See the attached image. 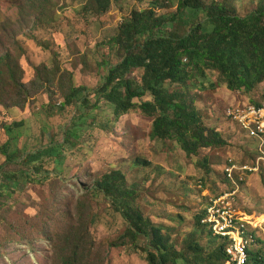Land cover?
<instances>
[{
	"label": "rangeland",
	"instance_id": "obj_1",
	"mask_svg": "<svg viewBox=\"0 0 264 264\" xmlns=\"http://www.w3.org/2000/svg\"><path fill=\"white\" fill-rule=\"evenodd\" d=\"M97 0H0V57L9 54L23 70L22 82L28 87L38 67H46L47 78L55 75V84L34 94L23 105L13 104V91L0 102V185L4 171L16 170L18 163L4 167L1 153L6 142L11 151L21 154L46 147L52 140L63 142L65 132L80 125L73 143L63 149L61 162L50 167L42 184L22 183L13 192L0 196V264H147L145 254L131 247L112 246L124 234L127 224L116 212L109 197L95 188L101 177L121 171L129 187L138 193L137 204L143 215L165 226L171 241L180 250L194 233L206 253L218 242L207 230L196 229L200 215L210 198L236 191L234 204L254 222L264 221V142L250 136L226 111L229 107L262 100L264 81L252 91L230 90L217 71L207 70L204 81L192 79L186 90L194 98L207 126L219 131L226 144L209 147L188 156L173 140L151 138L152 119L139 109L115 118L112 108L101 100L97 117L111 118L109 130L92 125L80 100L61 107L57 81L63 77L67 88L89 89L93 93L111 66L121 55L111 40L134 11L154 9L170 18L178 12L180 0H109L101 12ZM210 4L213 0H204ZM221 1V0H215ZM239 16H246L258 0H232ZM171 21L165 31L182 34L181 21ZM205 15L192 16V23ZM181 24V25H180ZM182 25V26H183ZM211 27L208 26L207 29ZM53 73V74H52ZM48 74L51 77H48ZM142 75L136 70L134 78ZM46 74L43 73L42 77ZM13 122H21L19 127ZM234 162L255 167L242 173L238 185L229 181L225 166ZM150 162L149 165L137 161ZM18 170V169H17ZM238 172L234 174L236 180ZM264 237V231H262ZM138 245L145 247L140 239ZM252 252L264 255V240Z\"/></svg>",
	"mask_w": 264,
	"mask_h": 264
},
{
	"label": "trees",
	"instance_id": "obj_2",
	"mask_svg": "<svg viewBox=\"0 0 264 264\" xmlns=\"http://www.w3.org/2000/svg\"><path fill=\"white\" fill-rule=\"evenodd\" d=\"M135 1L141 3L143 0ZM96 2L101 12L108 9L109 0ZM231 2L213 0L207 4L204 0H180L178 12L170 18L159 15L154 9L134 11L110 41L121 58L108 69L102 83L93 90L96 102L90 104L89 89L72 85L67 88L63 77H60L57 85L63 98L61 107L72 105L78 95L86 91L80 98L86 105V111L79 115L80 122L91 117L92 125L109 130L112 119L97 117L99 102L104 100L112 108L115 118L139 109L152 119L151 138L173 140L188 156L226 144L219 131L204 123L193 96L186 88L192 79L204 81L207 70L217 71L227 88L233 91L250 92L264 81V0H258L255 10L244 17L236 13ZM201 11L205 19L192 23V16ZM178 17L182 25L190 26L188 30L182 34L176 30L165 31L169 22H176ZM182 25L180 29L186 27ZM208 26L211 28L207 29ZM136 70L142 71L139 78L133 77ZM47 72L46 67H38L36 78L28 87L22 82L23 70L19 63L13 61L9 54L1 56L0 102L4 104L3 97L9 91L14 93L13 104L19 106L33 93L37 94L44 88L48 90L56 80L55 75L47 78ZM43 73L45 77H42ZM48 77L51 76L48 74ZM20 123L12 124L19 127ZM80 130L79 124L72 126L65 132L62 143L52 140L46 147L25 154H21L20 149L11 151V143L6 142L1 150L5 157L4 167L18 163V170L5 169L6 180L0 185V196L5 197L3 189L13 192L21 182L42 184L47 181L50 167L61 162L65 145L73 143ZM95 188L109 197L112 208L127 224L124 234L112 246L131 245L134 250L145 254L147 264L230 263L225 244L200 223L204 209L196 216V229L207 230L218 245L206 253L192 233L185 240L184 247L178 250L170 236L164 233L165 226L157 225L143 215L137 204L138 193L128 186L121 171L104 174ZM257 234L258 241L254 246L264 240L262 232ZM140 239L145 241V247L138 245ZM252 251L250 263L264 264V255ZM72 260L75 259L66 257L62 264H73Z\"/></svg>",
	"mask_w": 264,
	"mask_h": 264
},
{
	"label": "built area",
	"instance_id": "obj_3",
	"mask_svg": "<svg viewBox=\"0 0 264 264\" xmlns=\"http://www.w3.org/2000/svg\"><path fill=\"white\" fill-rule=\"evenodd\" d=\"M226 114L240 124L252 137L264 142V97L259 103L247 102L231 106ZM256 170L246 164L239 165L232 159L225 166L228 180L238 185L244 177L242 173ZM239 176L234 179V174ZM225 192L212 197L204 207L200 223L225 244V253L229 264H251L250 252L258 241V233L264 231V221L256 223L246 212L236 208L234 194ZM258 229L260 231H258Z\"/></svg>",
	"mask_w": 264,
	"mask_h": 264
}]
</instances>
